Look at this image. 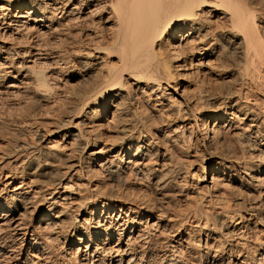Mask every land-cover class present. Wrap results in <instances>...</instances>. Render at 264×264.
<instances>
[{
  "label": "bare ground",
  "instance_id": "6f19581e",
  "mask_svg": "<svg viewBox=\"0 0 264 264\" xmlns=\"http://www.w3.org/2000/svg\"><path fill=\"white\" fill-rule=\"evenodd\" d=\"M1 99L0 264H264V0H0Z\"/></svg>",
  "mask_w": 264,
  "mask_h": 264
},
{
  "label": "rangeland",
  "instance_id": "374dc122",
  "mask_svg": "<svg viewBox=\"0 0 264 264\" xmlns=\"http://www.w3.org/2000/svg\"><path fill=\"white\" fill-rule=\"evenodd\" d=\"M180 80V82H179V85H180V87H187V90H188V92H190L191 91V89L193 90V82H189L186 78H180L179 79ZM183 81V82H182ZM190 83H191V85H190ZM191 89H190V88ZM190 90V91H189ZM172 92V91H171ZM192 92V91H191ZM190 92V93H191ZM179 95V94H178ZM176 97H178V96H176ZM14 101H12V100H3V99H1L0 100V115H1V118H0V138L1 139H4V140H10V138H12V137H14L15 139L16 138H22V139H25L24 137H26V138H28V139H31L33 142H37L36 144H38V137L35 135V132H33L32 130V133L30 132V133H27L28 134V136H27V134H26V136H24L25 135V133L26 132H28V131H30V129L29 130H27V131H25V129L26 128H24V129H22L23 127H21V124H23V126L25 125H27L26 124V121L27 120H22L23 118H22V116L23 115H21L20 113H21V111H20V108H18V106L16 107V104L17 103H15V105H13L14 103H13ZM17 102V101H16ZM47 108H49V107H46V109ZM19 109V110H18ZM49 110H50V108H49ZM48 110V112H51L52 114H50V118H53V116H55V112H52V110L51 111H49ZM18 111V112H17ZM4 113V114H3ZM17 113H18V115H17ZM40 117H41V115H39ZM45 115H43L41 118H43ZM52 116V117H51ZM39 118V117H38ZM2 119V120H1ZM20 119H21V121H20ZM4 120V121H3ZM39 120H43V119H40L39 118ZM25 121V122H24ZM20 122V123H19ZM19 126V127H18ZM21 127V128H20ZM34 126H32L31 128H33ZM16 129H18V130H16ZM28 129V128H27ZM20 130H24V131H21V134H22V132H23V134L21 135V134H19L20 132ZM15 131V132H14ZM25 132V133H24ZM3 133V134H2ZM10 133V134H9ZM8 138V139H7ZM13 139V138H12ZM12 139L10 140V141H12ZM15 139H13V143L14 142H16L17 141V139L15 140ZM37 139V140H36ZM10 141H8V143L10 144V146H13L12 144H11V142ZM7 142V141H6Z\"/></svg>",
  "mask_w": 264,
  "mask_h": 264
}]
</instances>
